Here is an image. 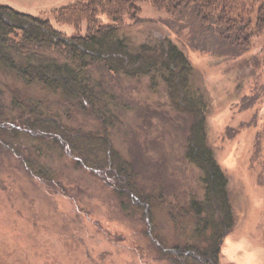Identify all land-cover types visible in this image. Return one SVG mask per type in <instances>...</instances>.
I'll return each instance as SVG.
<instances>
[{
  "label": "trees",
  "instance_id": "1",
  "mask_svg": "<svg viewBox=\"0 0 264 264\" xmlns=\"http://www.w3.org/2000/svg\"><path fill=\"white\" fill-rule=\"evenodd\" d=\"M138 3L181 19L180 25L168 23L169 36L144 37L136 45L133 33L146 23ZM101 14L114 24L98 21ZM58 17L70 24L86 21L88 33L69 38L48 20L0 6V150L54 196L75 200L80 193L67 175L70 169L96 179L117 197L122 212L138 216L139 224L148 222L152 249L137 245V252L156 251L170 264H220L223 241L233 228L229 183L211 150L196 143L210 106L204 75L182 48L195 44L197 51L217 52L221 59L226 53L241 58L264 35V0H80ZM182 25L191 39L174 38ZM120 78L148 80L151 93L161 88L179 114L194 119L189 153L205 172L206 200L180 209L162 201L174 211V225L180 217L193 226L185 245L168 247L155 233L156 199L139 187L133 163L114 144L129 115L139 113L138 100Z\"/></svg>",
  "mask_w": 264,
  "mask_h": 264
},
{
  "label": "rangeland",
  "instance_id": "2",
  "mask_svg": "<svg viewBox=\"0 0 264 264\" xmlns=\"http://www.w3.org/2000/svg\"><path fill=\"white\" fill-rule=\"evenodd\" d=\"M78 1L0 0V6L48 20L72 38L88 33L87 22L64 23L58 16ZM137 7L146 23L133 33L136 45L144 37L169 36V24L180 25L181 19L172 20L147 3ZM98 21L114 24L106 14L98 15ZM182 27H176L174 38L191 39V30ZM190 45L182 49L204 75L210 106L196 143L203 141L211 150L229 183L233 228L223 241L220 264H264V35L253 39L252 50L239 59L228 53L221 59L217 52ZM118 81L138 100L139 113L129 115L114 134V144L133 163L139 187L156 199L155 233L168 247L185 245L192 241L193 226L180 217L174 225V211L162 201L180 209L192 200H206L205 172L189 153L194 119L179 114L161 88L151 93L148 80ZM67 175L80 188L75 200L50 194L0 150V264H170L156 251L135 249L144 244L152 249L147 221L139 224L138 216L122 212L117 197L84 171L70 169Z\"/></svg>",
  "mask_w": 264,
  "mask_h": 264
}]
</instances>
